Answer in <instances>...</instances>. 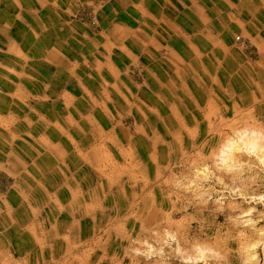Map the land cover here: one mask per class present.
I'll list each match as a JSON object with an SVG mask.
<instances>
[{
	"label": "rangeland",
	"instance_id": "obj_1",
	"mask_svg": "<svg viewBox=\"0 0 264 264\" xmlns=\"http://www.w3.org/2000/svg\"><path fill=\"white\" fill-rule=\"evenodd\" d=\"M19 1L0 264H264V0Z\"/></svg>",
	"mask_w": 264,
	"mask_h": 264
},
{
	"label": "crops",
	"instance_id": "obj_2",
	"mask_svg": "<svg viewBox=\"0 0 264 264\" xmlns=\"http://www.w3.org/2000/svg\"><path fill=\"white\" fill-rule=\"evenodd\" d=\"M69 3H70V0H20L19 1V4H21L22 6H35V7L39 6L41 8L44 7L45 8L44 13L48 17H50L53 9H56V6H59L64 11L67 10V12H68L67 6ZM41 13H43V12L41 11ZM65 15H67V14L65 13L64 16ZM2 91H4V90H2ZM4 93H5V96L0 95V98L5 97V99L3 101H0V117L13 116V114H14L13 111L9 109V107L12 105V104L9 105L10 98L8 97V95H10V93L8 92V90L4 91ZM15 113H16V116H18V112L16 111ZM2 140H4V139H2ZM2 140H0V148L2 147V144H4L3 143L4 141H2ZM4 148H8V146L4 144L3 149ZM1 158H3V155L0 154V159Z\"/></svg>",
	"mask_w": 264,
	"mask_h": 264
},
{
	"label": "bare ground",
	"instance_id": "obj_3",
	"mask_svg": "<svg viewBox=\"0 0 264 264\" xmlns=\"http://www.w3.org/2000/svg\"><path fill=\"white\" fill-rule=\"evenodd\" d=\"M238 133V132H237ZM236 133V134H237ZM246 134H248V133H244V131L243 132H240L239 131V134H237V139H233V138H229L224 144H223V147L221 148V150H220V153H219V158H220V162L221 163H223V160L225 159V157H223L222 155H221V153H222V151H226V150H228V149H230L231 148V151L229 152V155H228V160H231V157L233 156V152H234V149L235 148H237V147H239V142H241L243 145H244V147L247 149L248 148V146L250 145V144H252V143H255L256 145H257V147H258V141H257V136H256V134H249V135H251V136H249L248 135V137H247V135ZM233 143H234V147L232 146L233 145Z\"/></svg>",
	"mask_w": 264,
	"mask_h": 264
},
{
	"label": "snow or ice",
	"instance_id": "obj_4",
	"mask_svg": "<svg viewBox=\"0 0 264 264\" xmlns=\"http://www.w3.org/2000/svg\"><path fill=\"white\" fill-rule=\"evenodd\" d=\"M232 146L234 147V143H233ZM230 151H231V148L228 149V150H226V151H222V153H221V155H222L223 157H225V159L223 160V163H224L225 165H227L228 162H229L227 157H228ZM247 151H248L249 153H255V152L257 151V145H256L255 143L250 144V145L248 146V148H247ZM259 151L261 152L262 155H264V146H261V147L259 148ZM260 162H261V163H264V159H261Z\"/></svg>",
	"mask_w": 264,
	"mask_h": 264
}]
</instances>
